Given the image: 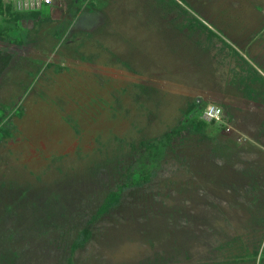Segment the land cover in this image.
I'll return each instance as SVG.
<instances>
[{
  "label": "rangeland",
  "instance_id": "obj_1",
  "mask_svg": "<svg viewBox=\"0 0 264 264\" xmlns=\"http://www.w3.org/2000/svg\"><path fill=\"white\" fill-rule=\"evenodd\" d=\"M6 1L0 264H264V0Z\"/></svg>",
  "mask_w": 264,
  "mask_h": 264
},
{
  "label": "trees",
  "instance_id": "obj_2",
  "mask_svg": "<svg viewBox=\"0 0 264 264\" xmlns=\"http://www.w3.org/2000/svg\"><path fill=\"white\" fill-rule=\"evenodd\" d=\"M11 9V5L9 2H7L6 0H0V14H3L5 12H7L8 10ZM191 22H188L190 25H199L202 24V27H206L209 29V27L204 23L201 22L200 19H198L195 16H192L189 19ZM211 34H214V30H212L211 28L209 29ZM249 64V63H248ZM252 67V65L250 64L249 68ZM250 72V71H249ZM250 74H254L256 76H258L259 79L263 78L264 80V76L262 74L259 73V71L255 68L252 67V73L250 72ZM201 105L198 104L197 108L199 109V111L202 109H200ZM205 107V106H204ZM201 107V108H204ZM153 171H151V173L149 174H143L142 176L138 177L136 180H128V176L125 180V182L119 187V188H111L109 191L106 192V194L104 195L102 201L100 202V204L97 207V212L87 216V219H83V222L79 223L77 222V225H75L77 227L75 233H74V237L72 239V241L70 242V250L73 252L75 250V248L83 245L84 243H86L89 238L92 236V232H91V228L89 227L90 223L97 217H99L102 213L112 209L114 206H116L123 195V191L125 190V188H127L128 186H132L133 184H140L141 182H145L148 179L151 178ZM147 176V177H146ZM86 218V217H84ZM0 258H2V256L0 255Z\"/></svg>",
  "mask_w": 264,
  "mask_h": 264
},
{
  "label": "built area",
  "instance_id": "obj_3",
  "mask_svg": "<svg viewBox=\"0 0 264 264\" xmlns=\"http://www.w3.org/2000/svg\"><path fill=\"white\" fill-rule=\"evenodd\" d=\"M44 3L52 2L53 0H41ZM204 114L210 119H219L223 114L222 106L216 103H209L204 107Z\"/></svg>",
  "mask_w": 264,
  "mask_h": 264
}]
</instances>
